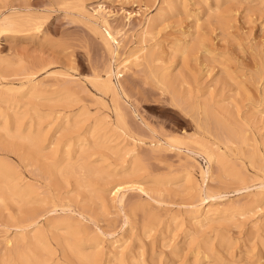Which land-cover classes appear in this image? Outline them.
Instances as JSON below:
<instances>
[{"label": "rangeland", "instance_id": "374dc122", "mask_svg": "<svg viewBox=\"0 0 264 264\" xmlns=\"http://www.w3.org/2000/svg\"><path fill=\"white\" fill-rule=\"evenodd\" d=\"M164 1L0 0V23L24 15L41 23L0 31V163L33 189L31 206L12 199L0 205V254L20 237L8 228L14 219H41L56 207L55 229L42 218L45 246L36 245L41 258L49 253V264H86L77 250L93 251L94 240L104 247L96 264H264V202L204 227L190 212L207 206L201 187L224 204L246 203L263 191L264 0ZM102 5L119 32L113 44L119 58L101 35L105 27L92 26L90 15ZM162 7L168 12L160 18ZM141 48L138 61L124 68L123 57ZM109 70L117 97L96 82ZM66 115L72 127L60 122ZM29 130L44 133L48 153H41L55 158L32 154L19 136ZM50 138L61 141L53 151ZM79 155L103 176H90L89 189L79 183L78 164L75 175L65 172V160L78 163ZM123 178L135 188L120 206L109 189L127 186ZM117 239L123 245L116 251L110 245ZM120 251L125 260H118Z\"/></svg>", "mask_w": 264, "mask_h": 264}, {"label": "bare ground", "instance_id": "6f19581e", "mask_svg": "<svg viewBox=\"0 0 264 264\" xmlns=\"http://www.w3.org/2000/svg\"><path fill=\"white\" fill-rule=\"evenodd\" d=\"M164 3H167L168 4V1L167 0H165L164 1ZM72 4H75V3H72ZM77 5H78V3H77ZM80 5H81V3H80ZM76 8V7H75ZM81 8V7H80ZM73 9H74V7H73ZM173 9V8H172ZM81 10V9H80ZM174 10V9H173ZM104 11H105V8H104V6L102 5V6H100L99 8H98V10H96V14H91L90 15V18L92 19V21L94 22V24L95 25H92V24H90V25H92L93 27H94V30H96V31H99L100 29H99V27H98V25H99V23H101L104 27H105V31H103V32H101V35H102V37L104 38V40H105V42H106V44H107V46L110 48V49H112V54H114L115 55V57H117V58H119L120 57V54H119V52H117V50H115L114 49V46H113V44H115V45H119V41H118V35H119V32L117 31H115L114 29H113V27L111 26V24H110V22H109V20H108V18L104 15ZM161 12H160V14H159V17L161 18L164 14H166L168 11H166L165 10V8L164 7H162V10H160ZM85 12V11H84ZM14 15V14H13ZM8 16V15H7ZM39 19V18H38ZM157 19V18H156ZM99 22V23H98ZM149 25V24H148ZM18 26H20V27H22V26H33V28H35V29H40L41 28V23L40 22H38V21H36L35 19H33L31 16H26V15H24V16H20V17H12V18H6V19H4L1 23H0V31L1 32H4V31H8V30H11V29H13V28H16V27H18ZM14 30V29H13ZM17 30V29H16ZM21 30V29H20ZM154 30V28L153 27H149V28H146V30H145V34H149V33H152V31ZM97 33V32H96ZM116 47V46H115ZM145 48V47H144ZM141 51H143V49L141 48L140 50H134V52L133 51H130L125 57H123V59L121 60V65L123 66L124 65V68H127V67H129L131 64H135L137 61H138V59L142 56L141 55ZM185 52H186V50H185ZM153 58H152V55L150 54V53H146V54H144V60L146 61V63L148 64L151 60H152ZM28 69V68H27ZM122 71H121V68H119V70H118V72H117V74H118V76H120V73H121ZM113 70H109L108 72H107V77H106V79H96V82H97V84L98 85H100L101 86V88H103V89H105L106 91H111L112 93H113V97H117V95L119 94V90L118 89H116L115 87H114V85H113V81H112V77H113ZM168 82V81H167ZM35 86H37V85H34L33 86V88L35 87ZM31 88H32V85H31ZM29 92L31 93V92H33L32 91V89H29ZM29 95V94H28ZM27 95V96H28ZM34 95V94H33ZM112 95V94H111ZM30 96V95H29ZM117 108V107H116ZM120 109H121V107H120ZM38 110V109H37ZM121 111V110H120ZM52 111H50V113H51ZM33 114V113H32ZM52 114H53V112H52ZM33 115H36V113L34 112V114ZM49 115V114H48ZM51 115V114H50ZM52 116V115H51ZM67 116V115H66ZM15 118V120L18 118V117H16V114H15V116H14ZM24 117V116H23ZM33 117V116H32ZM50 117V116H49ZM59 117V116H58ZM57 117V118H58ZM65 117V116H64ZM69 116H67L66 118H65V120H63V121H60V122H62V124H66V125H68V126H71V124H72V120L70 119V118H68ZM38 118V117H37ZM44 118V117H43ZM42 118V119H43ZM52 118V117H51ZM55 118V117H54ZM62 118V117H61ZM73 118V117H72ZM13 119V120H14ZM18 119H21V118H18ZM23 119V118H22ZM40 119H41V117H40ZM15 120H14V122H15ZM30 120V119H29ZM47 120V119H46ZM45 120V121H46ZM55 120H56V118H55ZM18 121V120H17ZM59 122V123H60ZM42 122H40L39 123V121H38V123H37V125L38 124H40L39 126H41L42 124H41ZM20 124V123H19ZM22 124V123H21ZM36 125V126H37ZM65 125V126H66ZM31 124L28 126L29 128H31V127H33V126H31ZM66 127L67 128V130H69V128H71V127ZM99 126H100V124H99ZM6 127V126H5ZM95 127L96 126H94V128L92 129L93 131L95 130ZM98 127V126H97ZM7 129V128H6ZM39 129H40V127H39ZM39 129H37V127H36V130H37V132L39 131ZM45 129V128H44ZM101 129V128H100ZM99 129V130H100ZM60 130H62V129H60ZM92 130H90L91 131V133H93L92 132ZM18 131H20V130H18ZM44 131V130H43ZM36 132V134H33V132L31 133L30 132V130H29V133L27 134V135H23V136H21V135H19L21 138H23L24 139V141L26 140L27 142H29V146L30 147H32L33 148V150L32 151H34L33 153H32V151H31V149L32 148H29V146H28V150H30L31 151V153L32 154H34V156L37 158L38 157V159H39V156H43L45 153V151H46V153H48V150H45L44 151V149L46 148V146H43V145H41V141H42V138H41V136L44 134V133H42V135H41V133L39 132V133H37ZM45 132V131H44ZM96 132V131H95ZM25 133V132H24ZM14 134V133H13ZM16 134V133H15ZM45 134H46V132H45ZM95 134V133H94ZM99 134V133H98ZM97 135V134H96ZM105 135V134H104ZM92 136H93V134H92ZM95 136V135H94ZM231 136V135H230ZM16 137H17V135H16ZM45 137H47L46 135H45ZM14 138V137H13ZM94 138V137H93ZM234 138V137H233ZM246 138V137H245ZM44 139V138H43ZM46 139V138H45ZM56 138H53V140L51 141V138H50V141H49V146L51 147V146H54L55 145V148L59 145V143L61 142L60 140H59V142H57L56 140H58V139H56ZM97 139V138H96ZM232 138H230L229 137V140H231ZM94 140H95V138H94ZM237 140V139H236ZM247 140V139H246ZM84 141V140H83ZM248 141V140H247ZM67 142H69V140L67 141ZM105 142V141H104ZM110 142V141H109ZM112 142V141H111ZM21 143V142H20ZM43 143H45L44 141H43ZM63 143H65V142H63ZM67 144V143H66ZM70 143H68V145H69ZM105 144V143H104ZM106 144H108V142H106ZM21 145H23V144H21ZM63 146V148H65L64 147V144L62 145ZM54 148V149H55ZM27 150V151H28ZM50 150H52V147H51V149ZM82 150V149H81ZM42 151H44L43 153H41ZM53 151V150H52ZM52 151H49V152H51L50 154H52ZM57 151V149L55 150V152ZM83 152H85V151H83ZM31 153H28L29 155L31 154ZM68 153H70V152H68ZM31 154V155H32ZM55 154L56 153H53V155L54 156H52V155H48V154H46V156H49V158H55L56 156H55ZM58 154V153H57ZM68 156V154L65 152V154H64V156ZM81 155V154H80ZM79 155V159L77 160L78 161V163H76V161H75V163L74 162H71L68 158L65 160V163L63 164V165H65V167H67V169L65 168V172H69V174L70 173H74L75 172V170L77 169V170H79L80 169V171L81 172H83V173H80V174H82V178H81V175L79 176V180H80V182L79 183H81L80 185H82V186H85V187H89L90 186V182L88 181V178H90V176H92V177H94V176H96V175H98L99 173H100V169L98 170L97 169V167H96V169L94 168V166H89V165H87L86 163H87V161H85V157L82 155V156H80ZM125 155V154H124ZM41 156V158H43V157H45V160H46V156H43L42 157ZM90 156V155H89ZM31 157V156H30ZM61 157H63V156H61ZM87 157H88V155H87ZM65 158V157H64ZM212 159H213V157H209V161L210 162H212ZM31 160V159H30ZM36 160V159H35ZM41 160H43V159H41ZM82 161L81 163H79L80 161ZM37 162L39 161V160H36ZM41 162V161H40ZM72 164H74V165H72ZM36 163V162H35ZM45 163V162H44ZM37 164V163H36ZM76 164V165H75ZM77 164H78V166H77ZM61 166V165H60ZM74 166H77V168L76 167H74ZM61 167H63V166H61ZM63 170H64V167H63ZM58 172L60 171V169H58L57 170ZM62 172V171H61ZM77 172V171H76ZM103 172V171H102ZM68 174V173H67ZM123 175H124V173H122ZM125 174H128V173H125ZM210 174H211V172L210 171H204V175H205V177L207 178V179H209V177H210ZM74 175H75V173H74ZM79 175V174H78ZM102 176V174H99V177H101ZM120 175V174H119ZM56 176V175H55ZM66 176V175H65ZM109 176V175H108ZM189 176V175H188ZM22 177V176H21ZM72 177V176H71ZM76 177V176H75ZM74 177V178H75ZM91 177V179H93ZM103 177V176H102ZM105 177H107V176H105ZM113 177H114V175H113ZM112 177V178H113ZM116 177H117V175H116ZM127 177V176H126ZM128 177H130L129 175H128ZM23 178V177H22ZM77 178V177H76ZM95 178H98V177H95ZM111 179V177H107L106 179ZM190 178V177H189ZM118 179V178H117ZM116 179V180H117ZM129 179V178H128ZM18 180V179H17ZM20 180V179H19ZM63 180V179H62ZM78 180V178H77V181H79ZM95 181L97 180V179H94ZM100 180V179H99ZM115 180V181H116ZM122 180H124V182L125 181H127V179H122ZM119 181V180H118ZM118 181H116V182H118ZM131 180L129 179V182H130ZM25 182V181H24ZM107 183H108V181H106ZM128 182V183H129ZM26 183V182H25ZM79 183L77 182V185H79ZM128 183H126L125 182V184L128 186V185H130V183L128 184ZM100 184V183H99ZM98 184V185H99ZM104 184V183H103ZM109 184V183H108ZM132 185H133V183H131ZM31 185H32V183H31ZM52 185V184H51ZM79 185V186H80ZM101 185V184H100ZM81 186V188H83ZM127 186H125L124 185V183H122V182H120V183H116V184H114L110 189H109V193L110 194H113V198H114V201L116 202V203H118L120 206H123L124 205V197H125V194H126V192H127V190H129L131 187H134L135 185H133V186H130V187H127ZM55 187H57V186H55ZM84 187V188H85ZM92 187V186H91ZM39 188V187H38ZM135 188V187H134ZM136 188H138L139 190H141V191H145L144 189H143V186L141 185V184H139L138 185V187H136ZM192 189H196L197 187L196 186H192L191 187ZM89 189V188H88ZM259 189H263V191H258L256 194H254L253 196H251V199L249 200V201H247L246 203H241V204H238V203H233V202H229V203H226V204H224V203H216V201L215 200H217L220 196L219 195H217V194H214V193H211V192H209L207 189H204L203 187H201V189H199L200 190V193H202V194H205L204 195V197L203 198H201V202H202V204L204 203V204H207V206H204V207H198V206H193L192 207V209L190 210V212H191V218H192V220H195L196 221V224L198 225V226H200V227H204L205 225H207V223H210V222H213V221H215V220H217V219H232V218H234L236 215H242V216H244L245 214H247V213H249V212H251L252 210L251 209H253L254 207H258L262 202H264V187H260ZM35 190V189H34ZM40 190V189H39ZM39 190H38V192H39ZM42 191V190H41ZM40 191V196L42 197L43 195H41V192ZM106 191V190H105ZM33 192V189L30 187L29 188V186H27V185H23V186H21L19 183H17V182H15L14 180H12L11 178H10V176L5 172V170H4V166L0 163V205L1 204H4V202L6 201L7 202V199H12V200H14L15 202L17 201L19 204H20V202L21 201H24V200H26V198L31 194ZM98 191H96V193H97ZM99 192H100V190H99ZM98 192V193H99ZM107 192V191H106ZM35 193V192H34ZM101 193H104V191H101ZM49 194V193H48ZM36 196V195H35ZM39 196V197H40ZM44 198H46V200L48 201L50 198L48 197V196H44ZM47 198H49V199H47ZM100 198V197H99ZM103 200V199H102ZM27 201V200H26ZM44 201V200H43ZM46 201V202H47ZM27 202H29V205H30V201L28 200ZM34 202V201H33ZM50 202H51V200H50ZM17 203V204H18ZM23 204V203H22ZM28 204V203H27ZM201 204V203H200ZM201 204V205H202ZM48 205V204H47ZM20 206V205H19ZM31 206V205H30ZM49 207H50V205H49ZM48 207V208H49ZM2 208H3V206H2ZM25 208V207H24ZM44 208H46V207H44ZM52 208V207H51ZM36 209V208H35ZM47 210V209H46ZM251 210V211H250ZM29 211V210H28ZM40 211V210H39ZM26 213V212H25ZM24 213V214H25ZM31 213V212H30ZM57 213V208L56 207H53L52 209H50L49 211H47L46 212V214H44L43 216H40V217H42L46 222L45 223H47V224H49L52 228H53V226H54V223H53V219H54V214H56ZM28 214V212L26 213V215ZM30 215V214H29ZM34 215V214H33ZM38 216V215H37ZM35 217V216H34ZM39 217V216H38ZM12 218V217H11ZM21 218H23V217H21ZM25 218V217H24ZM31 218V217H30ZM42 218L41 219H37V218H32V219H29V217L28 216H26V220H21V219H14V222L11 224V225H9L8 226V228L9 229H11L12 227H14L15 228V234H18L17 236H20L19 237V239H14V240H8L7 241V244H6V248L5 249H2V250H5L4 252H2L1 254H0V264H49V263H51L48 259H46L47 257L46 256H48V254H47V252L46 251H43L42 253H44V252H46V255H45V258L43 257V258H41L40 256H42V255H40V254H37V252H36V250H37V248L38 247H40V248H42V247H44L45 245H44V243L43 242H41V240H40V238H42L41 236L43 235V231H42V226H43V224H41V220H42ZM56 219V218H55ZM58 219V218H57ZM62 220V219H61ZM152 221V220H151ZM44 222V221H43ZM58 222V221H57ZM60 222V221H59ZM64 222V221H63ZM53 223V224H52ZM148 223V222H147ZM154 224V223H153ZM60 225V224H59ZM68 225V224H67ZM48 226V225H47ZM46 226V227H47ZM49 226V227H50ZM76 226V225H75ZM11 227V228H10ZM147 227V225L144 227V228H146ZM48 228V227H47ZM46 228V229H47ZM150 228H151V226H150ZM48 229H50V228H48ZM53 229H55V226H54V228ZM52 229V230H53ZM67 229V228H66ZM8 231V230H7ZM57 231V230H56ZM45 234V233H44ZM44 236V235H43ZM68 236H70L71 237V235H68ZM13 238V237H12ZM18 238V237H17ZM98 238V237H97ZM71 239L73 240V236L71 237ZM70 239V240H71ZM93 239H94V237H93ZM99 239V238H98ZM48 240V239H47ZM66 241V240H65ZM65 241H63L64 243H65ZM69 240L67 239V242H68ZM86 241V240H85ZM48 242H49V240H48ZM73 242V241H72ZM119 240L117 239V240H113V241H111V245H110V247L112 248V249H114V250H116L117 251V249H119V248H121L122 247V245H119ZM46 244V243H45ZM49 244V243H48ZM78 244V243H77ZM80 244V243H79ZM82 244V243H81ZM36 245H38V247H36ZM65 246H64V248H66V245H67V243L66 244H64ZM68 245H70V244H68ZM74 245V244H73ZM76 245V244H75ZM103 244H102V242H100V241H98V240H94V241H92L90 244H89V246H88V248H92L93 249V251L91 250V252L89 251V253H86V252H84V249H81V250H77V253H78V256L80 257V260H83L86 264H96V261H94L93 259H95V257L96 256H99V254L101 255V252H103V246H102ZM48 246V245H47ZM36 247V248H35ZM49 247H50V245H49ZM70 247V246H69ZM4 248V247H3ZM47 248V247H46ZM68 248V247H67ZM72 248H73V246H72ZM78 248V247H77ZM83 248V247H82ZM110 248V249H111ZM39 249V248H38ZM43 249V248H42ZM111 249V251L113 252L114 250H112ZM48 250H50V249H48ZM64 250H70V248L69 249H64ZM1 251V250H0ZM50 252H52V251H50ZM121 252V251H120ZM41 253V254H42ZM105 253V252H104ZM111 253V252H110ZM114 253H116V252H114ZM212 253V252H211ZM50 254H52V253H50ZM76 254V253H75ZM118 254V257H119V259L118 260H123L125 257V255H124V251H122L121 253H117ZM40 255V256H39ZM57 255V254H56ZM207 255V254H206ZM52 256V255H51ZM54 256H55V254H54ZM116 256V255H115ZM211 256H212V254H211ZM53 257V256H52ZM58 257V256H57ZM117 257V256H116ZM124 257V258H123ZM55 259V258H54ZM59 259V258H58ZM57 259V260H58ZM96 259H98V258H96ZM56 260V261H57ZM125 260V259H124ZM221 260V259H220ZM55 261V262H56ZM83 261H81V262H83ZM234 261V260H233ZM232 261V262H233ZM57 262H59V261H57ZM56 262V264H58ZM83 262V263H84ZM98 262V261H97ZM123 262V261H122ZM219 262V261H218ZM239 262V261H238ZM259 262V261H258ZM234 264H235V262H233ZM64 264V263H63ZM141 264H143L142 262H141ZM220 264H222V262L220 263Z\"/></svg>", "mask_w": 264, "mask_h": 264}]
</instances>
